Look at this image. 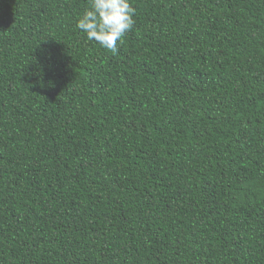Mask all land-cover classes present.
Masks as SVG:
<instances>
[{
	"label": "trees",
	"instance_id": "trees-1",
	"mask_svg": "<svg viewBox=\"0 0 264 264\" xmlns=\"http://www.w3.org/2000/svg\"><path fill=\"white\" fill-rule=\"evenodd\" d=\"M0 0V264H264V0Z\"/></svg>",
	"mask_w": 264,
	"mask_h": 264
},
{
	"label": "clouds",
	"instance_id": "clouds-1",
	"mask_svg": "<svg viewBox=\"0 0 264 264\" xmlns=\"http://www.w3.org/2000/svg\"><path fill=\"white\" fill-rule=\"evenodd\" d=\"M134 15L129 0H89V9L77 20L76 27L89 41L115 53L117 42H122L133 28Z\"/></svg>",
	"mask_w": 264,
	"mask_h": 264
}]
</instances>
